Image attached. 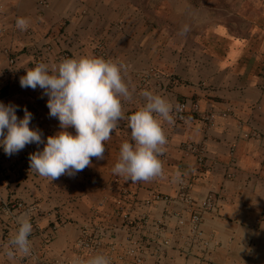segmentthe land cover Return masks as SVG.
I'll use <instances>...</instances> for the list:
<instances>
[{
	"label": "crops",
	"instance_id": "obj_1",
	"mask_svg": "<svg viewBox=\"0 0 264 264\" xmlns=\"http://www.w3.org/2000/svg\"><path fill=\"white\" fill-rule=\"evenodd\" d=\"M19 17L27 30L16 27ZM81 56L122 66L132 93L122 99L125 118L103 158L54 181L30 169L44 144L11 156L0 148V264H77L96 254L137 264L135 245L140 264H264V0H0V102L18 106L20 118L27 108L45 143L63 129L44 90L22 88L20 78L39 63L51 70ZM145 90L167 99L172 115L186 103V120L163 124V174L133 183L112 170ZM187 143L203 149L202 162ZM186 192L199 205L214 195L200 238ZM25 215L30 253L9 258ZM87 241L96 252L81 247Z\"/></svg>",
	"mask_w": 264,
	"mask_h": 264
},
{
	"label": "clouds",
	"instance_id": "obj_2",
	"mask_svg": "<svg viewBox=\"0 0 264 264\" xmlns=\"http://www.w3.org/2000/svg\"><path fill=\"white\" fill-rule=\"evenodd\" d=\"M16 27L27 30L29 20L17 18ZM187 31V28L184 29ZM20 78L22 88L39 87L48 97L49 115L58 119L62 131L47 137L30 127L33 114L24 109L18 117V106L0 102V148L11 156L28 144H44L42 151L30 154V169L52 181L67 173L74 175L91 164V158H103L105 142L110 140L117 122L124 119L123 100L132 93L122 76V66L100 57L66 58L53 69L39 63ZM144 104L127 117L131 142L120 146L119 160L113 174L135 183L163 174L159 156L167 143L163 124L174 123L171 103L159 94L145 90ZM74 128L75 134L68 131ZM19 227L11 234L7 255H28L33 232L30 218L18 219ZM81 264V262H77ZM82 264H111L103 254H96Z\"/></svg>",
	"mask_w": 264,
	"mask_h": 264
},
{
	"label": "built area",
	"instance_id": "obj_3",
	"mask_svg": "<svg viewBox=\"0 0 264 264\" xmlns=\"http://www.w3.org/2000/svg\"><path fill=\"white\" fill-rule=\"evenodd\" d=\"M150 76L152 78H156L158 77V73L155 72L154 70H150ZM195 110H198V106L194 107ZM186 112H187V105L186 103L181 104L177 110L173 113V117H174V122L176 124L179 123H183L186 120ZM216 115L215 114H211L209 116V118H207V120H209V124L210 126L213 125V121L215 119ZM258 135L257 134H252L251 136L249 135H244V138H257ZM183 150L190 152V153H196L199 156V162H202L201 159V155L203 154V149H200L199 147H197L195 144L193 143H187L183 146ZM181 199L188 202L191 205V208L193 209V211L190 213V224L193 227V230L191 231L193 237H201L202 235V230H201V225L203 223L204 220V215L206 213H208L209 211L213 210L214 207V195H209L207 197V199L201 203L200 205L197 204L195 201H193L191 199V197L189 196V193H183L181 195ZM0 203H1V197H0ZM22 206V205H20ZM179 225L180 226H184L185 225V220L180 218L179 219ZM85 242V241H83ZM99 244H97L96 242H90L87 241V243H85V245L81 244V247L83 249H87L89 251H93L96 252L98 249ZM136 248L135 249H131L130 254L131 255H135L137 257V264L141 263V259L142 258V253L140 252V248L135 245ZM110 259L111 264H114L112 261L111 257H108ZM82 264V262H81Z\"/></svg>",
	"mask_w": 264,
	"mask_h": 264
}]
</instances>
